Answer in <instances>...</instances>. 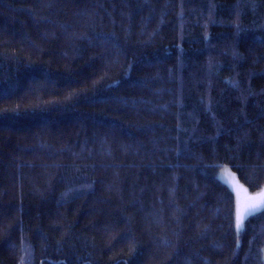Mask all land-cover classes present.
Returning a JSON list of instances; mask_svg holds the SVG:
<instances>
[{"label": "trees", "instance_id": "trees-1", "mask_svg": "<svg viewBox=\"0 0 264 264\" xmlns=\"http://www.w3.org/2000/svg\"><path fill=\"white\" fill-rule=\"evenodd\" d=\"M264 0H0V264H264Z\"/></svg>", "mask_w": 264, "mask_h": 264}, {"label": "rangeland", "instance_id": "rangeland-1", "mask_svg": "<svg viewBox=\"0 0 264 264\" xmlns=\"http://www.w3.org/2000/svg\"><path fill=\"white\" fill-rule=\"evenodd\" d=\"M216 174L222 181L227 183L229 187L233 190L236 201V212L238 207H243L244 205L250 203L253 197H257L260 194L264 193V186H263V188L259 192L252 195H248L246 187L236 179L233 171L225 166L219 167L217 169ZM236 212H235V220H236Z\"/></svg>", "mask_w": 264, "mask_h": 264}, {"label": "snow or ice", "instance_id": "snow-or-ice-1", "mask_svg": "<svg viewBox=\"0 0 264 264\" xmlns=\"http://www.w3.org/2000/svg\"><path fill=\"white\" fill-rule=\"evenodd\" d=\"M264 209V193L257 197H253L251 202L244 205L243 207H238L236 212V227L241 229L243 220L247 215H251L256 211Z\"/></svg>", "mask_w": 264, "mask_h": 264}]
</instances>
